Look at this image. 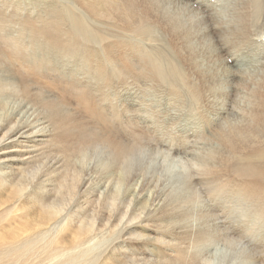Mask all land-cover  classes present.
I'll use <instances>...</instances> for the list:
<instances>
[{
	"label": "bare ground",
	"instance_id": "1",
	"mask_svg": "<svg viewBox=\"0 0 264 264\" xmlns=\"http://www.w3.org/2000/svg\"><path fill=\"white\" fill-rule=\"evenodd\" d=\"M26 3L0 0V224L25 213L0 261L233 264L236 235L264 236V0ZM203 104L232 108L212 138Z\"/></svg>",
	"mask_w": 264,
	"mask_h": 264
},
{
	"label": "rangeland",
	"instance_id": "2",
	"mask_svg": "<svg viewBox=\"0 0 264 264\" xmlns=\"http://www.w3.org/2000/svg\"><path fill=\"white\" fill-rule=\"evenodd\" d=\"M27 1V3H29V4H27V7H29V9H28V11H30V13H36V9H37V7L35 6V5H37L38 4V6H39V8H38V10H39V12H41V13H44V15H48L49 14V12H50V9H52L54 6H53V4H51V2L53 1L54 3H55V1L56 2H60V1H62V0H45V2H46V4H45V2L43 1V0H41V2H37V0H26ZM35 1H36V3H35ZM78 0H69V2H71V3H74V2H77ZM79 1H81V0H79ZM31 2H33L34 4H32ZM43 2V3H42ZM32 4V5H31ZM48 4H50V6H48ZM58 4V3H57ZM62 4H64V3H62ZM76 6H78L79 7V5L78 4H76V3H74ZM31 5V6H30ZM34 6V7H33ZM48 7H50V8H48ZM48 8V9H47ZM78 10H80L79 8H77ZM81 11V10H80ZM38 12V13H39ZM52 15H54L53 13H52ZM90 16H91V14H90ZM59 20V19H58ZM93 21H96V19H94ZM7 26L8 27H10V29L8 30V31H10L11 32V30H12V32L14 33V34H17V29H18V27H17V29H14V27L11 25V23H8L7 24ZM64 27L65 28H67L68 27V25L67 24H65L64 25ZM15 32H14V31ZM115 41H118V40H115ZM115 41H112L111 43H114ZM212 43H213V41H212ZM220 43V41H218V44ZM214 44V43H213ZM222 59H224V58H222ZM228 61H230V60H228ZM199 62V65L200 66H202L203 68H205V69H212V70H215V69H217V66H216V62H213V61H210V60H207V59H205V58H202L201 57V60H199L198 61ZM219 65H220V61H218L217 62ZM224 63L225 64H222L221 63V67H222V69L220 68V71L221 72H219L220 74L222 73V75H221V77L219 78V76L218 77H216V79H220L221 80V82L223 81V82H225L227 79H229L230 77H228L227 76V73L228 74H230V69L227 71V73H226V68H225V66H227L228 65V63L226 62V61H224ZM67 67H69V68H71V67H77V65H78V63H73V62H71V63H66L65 64ZM179 65L181 66L182 64H181V62L179 63ZM182 67V66H181ZM184 70V69H183ZM235 74H236V78H235V80H238L239 79V74L240 75H242V70H239V72L237 73V72H234ZM233 73V74H234ZM238 74V75H237ZM131 80V79H130ZM187 81V80H186ZM230 82V81H229ZM231 84V83H230ZM228 85V84H227ZM235 85V84H234ZM129 86H127V87H120L119 88V92H120V97L121 98H124V100L123 101H125V102H129L130 101V103H133L134 101H133V98L134 97H130L131 95H132V93H133V90H132V88L130 89V88H128ZM239 87V86H238ZM128 88V89H127ZM122 92V93H121ZM55 93H57V92H55ZM129 93V94H128ZM60 95V94H59ZM240 96H242V93L240 94ZM127 97V98H126ZM58 98H61V96H59ZM128 99H129V101H128ZM70 100V103H71V107H72V109L73 110H75V108H73V107H75V101H73L72 99H69ZM72 101V102H71ZM242 104V103H241ZM73 105V106H72ZM205 104H203L202 106H201V110H204V113L202 112V114H204L206 117H210V119H212V121L213 122H215V124L213 125V126H211V128H210V132H208V137L209 138H212V137H214V136H216L217 134H218V132H219V130L221 129V127L223 126V125H225V122L229 119V118H231V113H232V108L230 107H225V108H223L222 110H219V111H215L216 112V114H214V110H212V109H210V107H209V105H205ZM11 106H12V103H11ZM161 106H162V103H161ZM203 107V108H202ZM209 107V108H208ZM215 107V106H214ZM205 108H208V109H205ZM76 111V110H75ZM208 111V112H207ZM209 111H212V113L211 112H209ZM211 113V114H210ZM228 113H230L229 114V116L227 117L226 115L228 114ZM128 114H131L130 112H128ZM225 114V115H224ZM228 118V119H227ZM231 120V119H230ZM189 125V123L187 124V126ZM262 135H264V134H262ZM199 141H202L201 143H205V142H207V141H205V140H201V139H198L197 140V142H199ZM193 142H194V140H193ZM193 142H190V143H188L189 145V147L186 149V151H188V150H190V149H192V147L190 146L191 144H193ZM200 191L201 192H203L201 189H200ZM24 210H22V209H14V212H12L11 214H9L8 216H6V217H3V220H2V222H1V226H0V240H3L1 243V245H0V249L2 248L3 249V246L4 247H6V246H16L17 244H16V242H17V236H18V234L22 231V230H18V229H15V230H13L12 231V228L11 227H9L8 225H12V224H17L18 226H20V228H21V226H22V223H21V221H22V219H24L23 217H24ZM15 218L16 220H14L13 222H11L10 224H7L6 223V221L8 220V219H10V218ZM28 220L30 221V222H32V221H34V220H30V218H29V216H28ZM105 232L103 231V232H99V234L96 236V238L94 239V241H92V242H90V244L89 245H91L92 246V248H94L95 250H100V249H102L103 247H105V245L103 244V242L106 240V237H104V236H106V234H104ZM25 234V233H24ZM260 234H262V232H260ZM260 234H258V232H257V236L258 235H260ZM252 234L251 233H249V236H248V241L246 242L249 246H253V247H255L257 250H259V249H261V248H263L264 247V241H263V239H262V237H264V236H262V237H254L253 235V237L251 236ZM21 238V237H20ZM259 238V239H258ZM22 239V238H21ZM252 239H254V240H252ZM262 239V240H261ZM119 241L118 242H116L114 245H113V247H112V249H114V248H116V246H119V245H123L122 244V241H120L121 239H118ZM259 240V241H258ZM255 242V243H254ZM124 243V242H123ZM250 243V244H249ZM253 243V244H252ZM152 244L153 245H155V243L154 242H152ZM257 246H256V245ZM88 245V244H87ZM2 246V247H1ZM137 248H139V249H143L144 251H148L145 247H139V246H137ZM212 248V247H211ZM1 249V250H2ZM149 249V251H154L155 252V250H151L152 249V247H149L148 248ZM22 250H23V245H21L20 247H18L17 248V250L16 251H13L14 253H15V256H17V257H19V258H15V256L14 255H10V256H8V257H13L15 260L14 261H16V262H14V261H10V262H12V263H14V264H22V263H24V261H25V263L26 264H30V263H32V264H40L39 263V261L38 260H31L30 259V256H31V254H32V252H38V255H39V253H40V251H41V247L38 245V244H35L34 246H31L30 248H28V250H26V252H25V256H20L21 255V253H22ZM80 250H78L76 253H73L74 255H76L78 252H79ZM219 250H217L216 248H214V250L212 251V252H214L213 254H214V257L215 258H218L219 256H220V254H222L221 253V251H219ZM72 254V255H73ZM38 255L36 256V258L38 257ZM114 256H116V254L114 255ZM8 257H4L3 259H2V261H0V264H12V263H9V261L7 260L8 259ZM21 257V258H20ZM86 257H88V256H86ZM35 258V259H36ZM17 259V260H16ZM19 259V260H18ZM73 259H75V258H73ZM72 259V261H73V263H72V261H71V257H69V255H64V256H61V257H56V258H53L52 260H45V261H42V264H82L83 262L82 261H79L77 258L75 259L76 261H74ZM7 260V261H6ZM127 260V259H126ZM126 260H125V263H118L116 260H114L111 264H126ZM23 261V262H22ZM30 261V262H29ZM33 261V262H32ZM18 262V263H17ZM75 262V263H74Z\"/></svg>",
	"mask_w": 264,
	"mask_h": 264
},
{
	"label": "clouds",
	"instance_id": "3",
	"mask_svg": "<svg viewBox=\"0 0 264 264\" xmlns=\"http://www.w3.org/2000/svg\"><path fill=\"white\" fill-rule=\"evenodd\" d=\"M239 240V249L235 254V260L233 264H247V256L249 254V247L245 243L244 239L240 235H236Z\"/></svg>",
	"mask_w": 264,
	"mask_h": 264
}]
</instances>
